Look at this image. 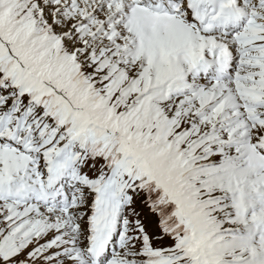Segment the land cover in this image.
Masks as SVG:
<instances>
[{"label": "snow or ice", "instance_id": "6c2138e0", "mask_svg": "<svg viewBox=\"0 0 264 264\" xmlns=\"http://www.w3.org/2000/svg\"><path fill=\"white\" fill-rule=\"evenodd\" d=\"M0 264H264V0H0Z\"/></svg>", "mask_w": 264, "mask_h": 264}]
</instances>
